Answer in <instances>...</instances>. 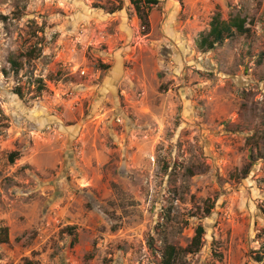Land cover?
<instances>
[{
  "label": "rangeland",
  "instance_id": "obj_1",
  "mask_svg": "<svg viewBox=\"0 0 264 264\" xmlns=\"http://www.w3.org/2000/svg\"><path fill=\"white\" fill-rule=\"evenodd\" d=\"M133 1L0 0V264H264V0Z\"/></svg>",
  "mask_w": 264,
  "mask_h": 264
},
{
  "label": "trees",
  "instance_id": "obj_2",
  "mask_svg": "<svg viewBox=\"0 0 264 264\" xmlns=\"http://www.w3.org/2000/svg\"><path fill=\"white\" fill-rule=\"evenodd\" d=\"M132 3L143 27H145L146 31H148L150 27V12L152 8L158 4V0H134ZM209 26V30L202 32L197 39V46L202 52H208L216 46L222 45L226 40L234 38L237 35H248L251 33V28L248 26V22L245 17L240 15H230L229 18L223 19L219 11L212 17ZM9 62L11 63V69L14 73H19L22 69V63L15 58H10ZM40 83L41 82H39V85ZM39 87V89H43L44 85ZM16 155H18L17 152L11 153L10 159L12 162L14 161ZM204 233V227L201 225L198 226L191 246L182 251L187 253H194L198 251L199 247L202 245ZM8 239V228L0 227V243H5ZM192 247H195L194 250ZM180 251L181 250H178L174 245L167 246L162 255V264H176ZM262 252V255L257 256L258 262L264 261V231Z\"/></svg>",
  "mask_w": 264,
  "mask_h": 264
},
{
  "label": "built area",
  "instance_id": "obj_3",
  "mask_svg": "<svg viewBox=\"0 0 264 264\" xmlns=\"http://www.w3.org/2000/svg\"><path fill=\"white\" fill-rule=\"evenodd\" d=\"M85 73H86L85 70H83V71H82V74H85Z\"/></svg>",
  "mask_w": 264,
  "mask_h": 264
}]
</instances>
